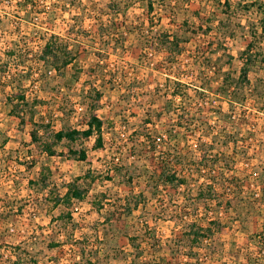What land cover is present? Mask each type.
Returning a JSON list of instances; mask_svg holds the SVG:
<instances>
[{"label":"rangeland","instance_id":"rangeland-1","mask_svg":"<svg viewBox=\"0 0 264 264\" xmlns=\"http://www.w3.org/2000/svg\"><path fill=\"white\" fill-rule=\"evenodd\" d=\"M122 1L40 0L39 6L56 7L54 33L70 43L77 36L91 53L78 57L63 75L51 70L41 82V74L31 72L16 82L21 89L6 87L8 78L0 75V264H130L127 238L136 233L139 221L161 242L152 248L143 244L150 256L141 262L264 264V237L253 239L264 234V62L257 60L248 75L256 90L245 86L234 100L233 86L224 93L215 89L223 71L237 79L239 55L252 33L257 32L258 45H264L257 6L244 8L264 0H233L227 15L223 0H189L192 9L205 6L203 15L214 12L216 22L207 36L186 33L177 48L157 42L161 31L170 34L174 29L168 15L156 7L160 12L151 15L157 25L150 34L143 24L145 5L134 0L132 7H110L127 3ZM10 2L0 0V47L27 34L32 39L31 33L44 26L42 18L33 15L34 25L23 28L26 34L16 31L9 22L17 14L16 2ZM35 43L0 61L23 60L26 68H20V75H27L40 54ZM176 80L182 83L178 88ZM84 83L101 93L95 111L103 121V148H91L94 133L74 143L63 140L53 148L55 156L46 155L42 145L54 132L86 127L92 108L80 92ZM18 90L29 102H39L27 110L25 124L9 115L5 102ZM78 105L85 107L81 114L75 110ZM30 128L38 130L37 142L31 140ZM162 135L166 139L151 154L152 141L146 137ZM69 148L83 149L85 161L70 155ZM214 159L219 162L212 163ZM159 164L169 177L176 176L173 183L157 182ZM42 177L46 186L39 190ZM232 177L239 184L235 189L229 183ZM72 182H78L82 197L67 206L57 203ZM210 189L211 198L206 196ZM201 192L203 199L197 196ZM126 201L130 213L122 209ZM109 215L121 218L123 226L107 234L103 224ZM191 226L210 228L212 239L189 250L186 237H178ZM77 239L88 245L87 261L71 250ZM63 241L65 245L58 246ZM75 247L79 251L80 246ZM91 248L98 249V258Z\"/></svg>","mask_w":264,"mask_h":264},{"label":"trees","instance_id":"trees-1","mask_svg":"<svg viewBox=\"0 0 264 264\" xmlns=\"http://www.w3.org/2000/svg\"><path fill=\"white\" fill-rule=\"evenodd\" d=\"M6 1V0H5ZM7 1H13V0H7ZM40 0H15L16 2V13L14 16V19H9L10 24L12 25L13 28L16 29V31L19 30L22 31V33L26 34L24 32V26L26 25H31L32 17L33 15L35 16H40L42 18V21H44V26H40L41 31H35V33H31V38H29V34H27L24 37L19 38L17 41H7V45L3 44V47H0V60L1 56L5 55L6 57H11L16 55V52L19 51L21 48H26L29 45V42H32L33 44H36L35 41L38 42L40 49V54L37 60H35L34 64L35 67L29 68L26 72L27 75H20V68H23L25 65V62L22 61H14V63L9 64L8 62L5 61L3 64L2 61L0 65V75L8 78V85L6 87H10L11 89H21L19 86H17V81L20 83L22 78H25V76H30L31 72H36V74H41L38 82H41V78L43 76L47 75L48 73L54 71V74L56 75H63L64 70L68 68L78 57L79 58H85L88 56L91 51H88L84 49L80 44L77 42V36H73L70 42H67L66 40L64 41L60 34L54 33V29L51 28L53 25V21L55 19L54 16L52 18V13L54 10H56V7H47L46 5H41L39 6ZM137 1V0H136ZM134 0H127V3L123 0L122 2H125L119 7L120 3H116L115 5H110L113 10H115L114 7H118V9L122 8H128L129 6L132 7L136 3ZM145 5V11H144V25L147 24L148 30L150 34L153 32L152 30L154 29L153 27L157 25L156 22H154L153 17L151 15L155 14L157 15L160 11H156V7H158L159 10L164 12V14L169 16V22L174 29L172 30V33L168 34L166 32H160V37L157 40V42H160L158 44L159 46H164L165 48H168L170 45H172V48H177L179 44L184 41V37L186 33L189 35H203L207 36L209 33L212 31L213 24L216 22V14L213 13H208L207 15H203L205 6L199 7L198 9H192L191 8V2L189 0H139ZM215 1V0H214ZM10 2V3H11ZM172 2V3H171ZM216 2V1H215ZM233 0H223V2L220 4L221 7L223 8L224 15H227L229 10L231 9V5ZM59 4V2H58ZM61 8H64V6L60 5ZM253 6H257V9L259 10L260 17H258V21L260 22L261 25V31L264 32V2L260 1H255L254 3L249 4L248 6H244L246 10H250ZM251 7V8H250ZM53 8V9H52ZM250 8V9H249ZM56 12V11H55ZM187 14L186 17H184V14ZM189 17V18H188ZM191 18V19H190ZM191 21H190V20ZM200 23H197V20ZM17 20V21H15ZM158 22H160V19H156ZM203 20H205L206 26L203 28V24L201 23ZM226 20V19H224ZM223 20V21H224ZM222 21V22H223ZM221 22V23H222ZM121 24H123L121 22ZM142 24V23H141ZM142 26L144 27V25ZM229 24V22H228ZM19 25L21 29L19 28ZM34 25V24H33ZM32 26V25H31ZM147 27V26H146ZM24 28V29H23ZM102 29V28H101ZM221 30L228 31L229 27H221ZM147 32V29L145 30ZM133 28L132 32L133 33ZM140 34H143L144 31H140ZM104 35V32L101 33ZM217 34V33H216ZM253 36H251L250 41H248L245 44L244 50L240 53L239 59L242 63V67L240 68L239 75L237 79H235V76L232 72L230 71H223V75L219 76L220 77V83L218 85V81H215L217 84V87L215 89L220 90V92L224 93L228 89L232 88L233 86V93L232 96L235 97L240 94L239 92L243 91L244 92V87L248 86V88L252 87L254 90L255 89V83L250 82L249 80V72L250 70L256 65L257 60H261V62H264V45H258L259 42L256 40V34L257 32L252 33ZM24 41L23 42V39ZM120 38H123V33H120ZM26 39V40H25ZM154 40V39H153ZM156 40V39H155ZM186 40V39H185ZM185 42V41H184ZM117 45H123L122 43L118 42L116 43ZM2 46V45H1ZM179 52V53H178ZM181 50H177L178 54H181ZM99 54V53H98ZM19 57H22L21 55L18 54ZM18 60V59H17ZM21 60V59H20ZM11 61V60H10ZM232 59H228L227 64H231ZM26 68V67H24ZM35 68V69H34ZM23 70V69H22ZM35 70V71H34ZM23 72V71H22ZM91 72V71H90ZM213 74H218L217 71H215ZM90 76V74L88 75ZM19 78V79H18ZM209 83H211L213 80L211 77L208 78ZM176 87L178 88L181 86V82L179 80H176L174 82ZM210 85V84H209ZM4 86V85H3ZM4 88V87H3ZM195 89H204L202 86H194ZM211 87H207L206 89H209ZM218 90L216 92H218ZM247 90V89H246ZM81 95L85 96V99H87V106L91 105L92 110H90L88 120L85 122V128L83 129H72V130H58L53 133L51 139L49 142H45L42 145L43 152L48 155V156H55L56 151L53 149L57 144H59L61 141L66 140L70 143H74L79 140H87L89 139L94 133H96V138L94 140V143L92 145L93 150H100L103 148V143H102V126H103V121L97 117L95 108H96V101L99 99L100 94L99 91L94 87H89L86 89L85 83L84 86L81 89ZM173 94L177 97H181L182 95L178 92H173ZM93 96L95 97L93 99ZM244 98V97H243ZM245 100V99H244ZM6 105L10 108L9 109V115L16 117L19 119L20 124H25L24 118L25 115L28 114V112L31 110V108H34L39 102L36 99H33L31 102L26 100L25 94H23L21 91H16L13 92L11 95L5 98ZM84 110L85 107L81 105ZM58 110H62L61 107ZM89 111V109H88ZM61 111L59 112V114ZM34 116V115H33ZM33 116H31L29 119L32 120L34 119ZM183 120H186L185 118ZM49 128V124L44 125ZM81 130V131H79ZM213 133L215 132L214 128L212 129ZM39 132L37 129H29V135L31 137V140L33 142H37L39 139ZM151 139L152 144L149 145V150L150 153L152 154L154 151H156V144H155V137L150 136L146 137V140ZM176 149V148H175ZM68 152L70 155H72L74 158H76L79 161H85L86 159V152L83 149H72L69 148ZM164 154V153H163ZM222 153L220 154V156ZM203 156V161L204 158H206L204 155ZM206 160V159H205ZM207 161V160H206ZM219 162V159H214V162L212 163L216 164ZM162 163V162H161ZM203 163V162H202ZM206 165V164H205ZM214 167V165H212ZM163 167L162 164H159L157 167V170L160 172L158 173L157 171V182H166V181H171L172 183L175 181L176 176L171 175L169 177L161 168ZM213 171V170H210ZM155 176V177H156ZM154 177V178H155ZM41 179V185H39V190L44 188L46 186V178H40ZM153 179V178H152ZM81 180V179H80ZM177 182L180 184L182 183L183 180H181L179 177H177ZM229 183L232 186V189H235L236 186H239L238 181L234 179L233 177L229 179ZM78 183V182H77ZM76 182H72L70 186L67 187V191L64 194V196L61 199H57L56 202L58 203H64L66 206L70 203V201L74 198L80 199L82 197V191L79 189V185ZM212 190H207L206 196L207 197H212L211 194ZM203 193H198L197 196H199L200 199H203ZM125 207H122V209L126 213H130V202L126 201ZM121 218L113 220V215H109L105 221H104V230L106 231L107 234H110V232L116 231L115 229H119L123 226V223L120 222ZM138 230L136 233L130 237L127 238V241L129 242L131 248H132V253L130 255L132 256V259L130 260V264H150L148 262H141L140 258H145L146 256H150L149 253H146V247H143V244H147L150 246V248L154 246H158L161 244V242L155 237V234L153 232L143 230V227L145 228L146 226H143V222H140L137 224ZM186 229V230H185ZM185 236L178 237V238H185L186 241H188V249L192 250L197 244L201 243L204 240H211L212 233L211 229L209 228H202V227H184ZM264 237V234L259 233L257 236L254 235L253 239H258ZM260 240H258V243H261ZM140 242V243H137ZM65 241L63 243L59 244L58 246H64ZM67 245V244H66ZM76 245H79V251L75 247ZM165 246H167V243H164ZM69 246V245H67ZM71 250L73 252L77 251L80 254V259L81 261H84V257H86V261L88 260V256H85L86 254V243L84 242L83 239L75 240L74 245H71ZM170 249V247H169ZM134 251V253H133ZM89 252L96 258H98L99 252L98 249H89ZM88 253V252H87ZM172 256H175V253H172L170 251ZM91 255V256H92ZM248 260V259H247ZM92 264V263H90ZM156 264V263H152ZM196 264V263H195Z\"/></svg>","mask_w":264,"mask_h":264},{"label":"built area","instance_id":"built-area-1","mask_svg":"<svg viewBox=\"0 0 264 264\" xmlns=\"http://www.w3.org/2000/svg\"><path fill=\"white\" fill-rule=\"evenodd\" d=\"M176 98L179 99L180 97L177 96ZM180 99H181V98H180ZM205 103H206V101H205ZM75 110H77L78 113H80V112L82 113V112L84 111V108H83L81 105H78V106L75 107ZM81 113H80V114H81ZM173 132H174V131H173ZM165 139H166V138H165L164 135H162V136H155V144H156V146H157V147H156V148H157V149H156L157 152L159 151V149H160V145L162 144V142H163ZM201 172L204 173V170H201Z\"/></svg>","mask_w":264,"mask_h":264}]
</instances>
